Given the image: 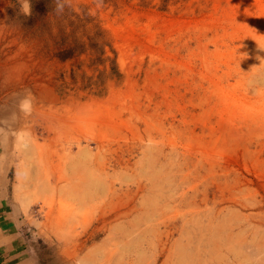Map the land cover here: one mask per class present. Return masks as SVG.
<instances>
[{"label":"rangeland","instance_id":"1","mask_svg":"<svg viewBox=\"0 0 264 264\" xmlns=\"http://www.w3.org/2000/svg\"><path fill=\"white\" fill-rule=\"evenodd\" d=\"M262 3L0 0V184L40 264H264Z\"/></svg>","mask_w":264,"mask_h":264},{"label":"crops","instance_id":"2","mask_svg":"<svg viewBox=\"0 0 264 264\" xmlns=\"http://www.w3.org/2000/svg\"><path fill=\"white\" fill-rule=\"evenodd\" d=\"M0 184V264H40L34 249L35 231L7 200Z\"/></svg>","mask_w":264,"mask_h":264},{"label":"bare ground","instance_id":"3","mask_svg":"<svg viewBox=\"0 0 264 264\" xmlns=\"http://www.w3.org/2000/svg\"><path fill=\"white\" fill-rule=\"evenodd\" d=\"M263 4V3H262ZM235 6V5H234ZM262 6V5H261ZM259 7V6H258ZM261 8V7H260ZM264 12V4H263V6H262V13ZM253 14V13H252ZM248 15V14H247ZM254 15V14H253ZM257 15V14H256ZM238 16V15H237ZM236 16V17H237ZM246 16V15H245ZM255 16V15H254ZM263 17V16H262ZM236 21V20H235ZM241 21H243V20H241ZM245 21V20H244ZM249 21V20H248ZM258 21V20H257ZM233 22H234V20H233ZM237 23H238V21H236ZM250 22V21H249ZM210 23V22H209ZM235 23V22H234ZM246 23H248V22H246ZM252 23V22H251ZM257 24H258V22H256ZM260 23V22H259ZM250 24V23H249ZM254 24V23H253ZM261 25V24H260ZM228 27V26H227ZM238 27H239V25H238ZM237 28V27H236ZM245 32V31H244ZM243 32V33H244ZM261 34H263V31L261 32ZM249 35V34H248ZM263 36H264V34H263ZM239 39V38H238ZM237 39V40H238ZM253 41L251 42V43H246L245 42V48L244 47H242V48H244V50H247V51H249V52H251V53H253V55H261V58H262V60L260 61V64H261V66L260 67H264V38H251ZM240 42V41H239ZM242 56H243V53H242ZM244 57V56H243ZM241 58V57H240ZM242 59V58H241ZM243 60V59H242ZM251 61L253 60V59H250ZM258 60V59H257ZM245 61V60H244ZM241 62V61H240ZM247 62V61H246ZM254 62V61H253ZM259 62V61H258ZM257 68V67H256ZM253 71H256L255 69L253 70ZM264 71V70H263ZM249 73V72H248ZM252 73V72H251ZM254 75H255V72H254ZM253 75V76H254ZM257 75V74H256ZM264 75V74H263ZM258 110V109H257ZM244 115H246V118H247V120L248 121H251L252 123L253 122H255L257 119H260L261 117H260V114H259V112H249V114L248 113H246V114H244ZM244 115H242V116H244ZM222 124V123H221ZM212 130V129H211ZM229 132H230V130H229ZM226 135H228L227 133H226ZM234 135V134H233ZM229 136V135H228ZM235 137H237V136H235ZM116 162V161H115ZM117 164V163H116ZM140 190H141V188H140ZM239 215V214H238ZM243 216V215H242ZM229 230V229H228ZM246 261V260H245ZM208 262V261H207ZM193 263V262H192Z\"/></svg>","mask_w":264,"mask_h":264},{"label":"clouds","instance_id":"4","mask_svg":"<svg viewBox=\"0 0 264 264\" xmlns=\"http://www.w3.org/2000/svg\"><path fill=\"white\" fill-rule=\"evenodd\" d=\"M59 7H60V10H62V6H59ZM27 103H28L27 101L23 102L22 107H24Z\"/></svg>","mask_w":264,"mask_h":264}]
</instances>
